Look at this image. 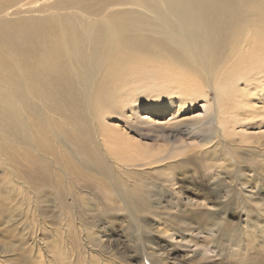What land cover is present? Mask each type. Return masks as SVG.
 Masks as SVG:
<instances>
[{
	"label": "bare ground",
	"instance_id": "6f19581e",
	"mask_svg": "<svg viewBox=\"0 0 264 264\" xmlns=\"http://www.w3.org/2000/svg\"><path fill=\"white\" fill-rule=\"evenodd\" d=\"M14 1L0 0V248L9 256L23 243L19 258L76 264L73 256L99 255L86 233L98 212L93 191L110 187L107 210L136 219L141 212L123 163L104 151V115L195 109V95L209 89L206 121L180 134L213 127L223 146L233 144L229 130L251 126L241 121L246 98L258 89L264 101V0H76L60 9L57 0L39 9L30 6L38 0L8 6ZM49 9L55 13L36 17ZM250 111L264 124L261 111ZM136 166L123 168L138 175ZM75 207L80 218L63 214ZM48 229L50 248L36 239Z\"/></svg>",
	"mask_w": 264,
	"mask_h": 264
},
{
	"label": "rangeland",
	"instance_id": "374dc122",
	"mask_svg": "<svg viewBox=\"0 0 264 264\" xmlns=\"http://www.w3.org/2000/svg\"><path fill=\"white\" fill-rule=\"evenodd\" d=\"M35 1L15 0L8 6ZM54 1L38 0L36 5L30 6L39 9ZM57 1L60 6L57 8L60 9L66 5L73 6L76 0ZM54 13L49 9L35 15L40 17ZM18 16L15 15L16 18ZM258 91L256 89L246 98L250 108L246 116L241 117L242 124L251 126L237 125V128L229 130L233 131L234 138L231 140L234 143L224 142V146L221 138L213 137L217 135L213 127L200 129L192 136L180 134L191 124L200 126L206 121L211 109L204 102L215 99L209 89L200 90L195 95V109L181 111L176 105H168L164 113L141 108L138 113L124 109L117 110L115 115H104L102 124L108 135L104 151L111 161L116 158L117 164L123 163L118 165V170L129 189L136 193L141 212L136 213V219L131 218L126 209L121 212L107 210L102 201L108 200L105 192H111L110 187L104 193L93 191L91 206L98 212L92 218L94 224L86 226V233L95 241L93 246L99 255H89L92 260L97 264L264 262V124L250 111H261L260 116H264V101H259ZM171 100L168 102L171 103ZM145 104L140 103L139 106ZM109 138L112 142L107 144ZM215 146L217 151L212 153ZM127 161L138 164L135 168L138 175L134 168L132 173L123 168ZM258 189L262 193L256 196ZM248 190L254 194L251 198H247L251 195L245 192ZM127 193L133 194L129 190ZM88 197H80L78 201L86 203ZM66 201L71 204V200ZM77 208L63 214L71 216L76 212L80 218L81 209ZM88 223H91L90 219ZM1 232L0 229V244ZM230 235L235 236L234 240L229 239ZM32 238L29 235L23 242ZM44 238L43 242L48 247L52 238L50 230H37L36 239ZM15 249H18L15 253L5 256L0 248V264H6L7 260L12 264H37L32 257L19 258L24 251L23 243ZM151 251L158 253L156 259L152 258ZM73 257L76 264H86V258L90 262L88 253L78 256V259Z\"/></svg>",
	"mask_w": 264,
	"mask_h": 264
}]
</instances>
